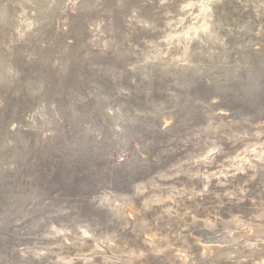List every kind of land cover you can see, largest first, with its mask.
Returning a JSON list of instances; mask_svg holds the SVG:
<instances>
[{
    "label": "rangeland",
    "instance_id": "374dc122",
    "mask_svg": "<svg viewBox=\"0 0 264 264\" xmlns=\"http://www.w3.org/2000/svg\"><path fill=\"white\" fill-rule=\"evenodd\" d=\"M0 264H264V0H0Z\"/></svg>",
    "mask_w": 264,
    "mask_h": 264
},
{
    "label": "clouds",
    "instance_id": "9594fccd",
    "mask_svg": "<svg viewBox=\"0 0 264 264\" xmlns=\"http://www.w3.org/2000/svg\"><path fill=\"white\" fill-rule=\"evenodd\" d=\"M238 170H239V171H243V168L241 167V168H239ZM213 175H215V173H213ZM220 175H223V173H220Z\"/></svg>",
    "mask_w": 264,
    "mask_h": 264
}]
</instances>
